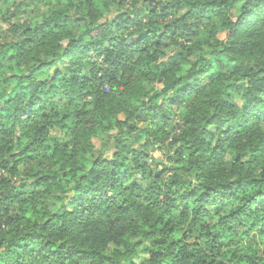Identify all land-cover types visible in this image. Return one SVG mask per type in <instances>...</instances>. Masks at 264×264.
I'll return each mask as SVG.
<instances>
[{
	"label": "trees",
	"instance_id": "1",
	"mask_svg": "<svg viewBox=\"0 0 264 264\" xmlns=\"http://www.w3.org/2000/svg\"><path fill=\"white\" fill-rule=\"evenodd\" d=\"M0 17V264H264V0Z\"/></svg>",
	"mask_w": 264,
	"mask_h": 264
},
{
	"label": "rangeland",
	"instance_id": "2",
	"mask_svg": "<svg viewBox=\"0 0 264 264\" xmlns=\"http://www.w3.org/2000/svg\"><path fill=\"white\" fill-rule=\"evenodd\" d=\"M2 1L3 0H0V6H1ZM1 30H2V32H4L6 30V25L2 23L1 17H0V31ZM171 119H172V124H173L171 126V128H178L177 124L179 122V119L176 117H172ZM171 134H173V133H171ZM170 141H171V138L162 147L163 149L149 150V157L154 159L156 162H159L160 164L164 163L165 166L171 167L172 161L171 160L169 161V157H173L172 153H173L174 148L169 146ZM95 145H96V147L99 146L97 141H95ZM167 153L169 155H167ZM95 154H96V152H95ZM147 260H148V255H147L144 247H140V248L136 249L135 254L129 260H126L124 262H126V263L132 262L134 264H146Z\"/></svg>",
	"mask_w": 264,
	"mask_h": 264
}]
</instances>
